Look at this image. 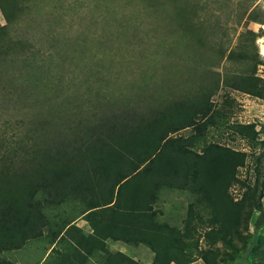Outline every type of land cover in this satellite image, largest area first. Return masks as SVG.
<instances>
[{
  "label": "trees",
  "instance_id": "1",
  "mask_svg": "<svg viewBox=\"0 0 264 264\" xmlns=\"http://www.w3.org/2000/svg\"><path fill=\"white\" fill-rule=\"evenodd\" d=\"M167 1L148 3L180 19L163 31L160 55L150 58L163 71H139L130 90L127 83L93 90L86 82L94 75L65 82V60L55 47L44 52L16 35L24 0H0V105L30 112L28 120L0 129V255L48 235L70 245L54 264H86L95 253L99 264H189L202 238L207 247L198 253L206 264L243 256L264 264V235L251 249L248 240L237 243L256 211L257 226L264 227V173L255 181L242 177L247 152L208 137L215 130L231 140L258 141L254 123L231 120L230 92L264 99L255 44L264 33L247 28L263 24L264 11L258 3L243 7L233 33L243 28L232 46L225 27L215 25L211 33L222 37L208 48L203 27L191 26L202 17L201 0L188 2L189 12L186 0H171L169 7ZM162 190L191 196L179 225L159 220ZM63 203L77 204L79 212L52 225L45 211ZM78 217L86 229L75 224ZM110 242L144 244L153 259L112 251ZM0 264L12 263L0 257Z\"/></svg>",
  "mask_w": 264,
  "mask_h": 264
},
{
  "label": "rangeland",
  "instance_id": "2",
  "mask_svg": "<svg viewBox=\"0 0 264 264\" xmlns=\"http://www.w3.org/2000/svg\"><path fill=\"white\" fill-rule=\"evenodd\" d=\"M157 1L24 0L25 11L15 27V33L27 38L35 47H43L44 52H54L51 47H55L58 54L65 60L61 72L66 83L70 78L78 80L94 75L89 77V82H86V85L93 90L101 85L103 87L106 85V89L113 90L112 88L115 89L117 85L122 86L121 83H127L124 85L130 90L132 87L130 84L134 81L133 77L147 68L151 70L154 68L156 74L163 71L159 68L160 63L153 67L150 58L160 55L156 46L158 48V41L163 33L171 26L180 23L174 11L171 13V9H168L170 12L166 16L163 9L156 10L148 6L149 2L158 3ZM190 1L184 2L187 12H189L188 2ZM200 3L203 6L202 17L199 23L192 21L191 26L196 24L203 27L202 30L205 31L203 40L208 48L212 46L214 40L216 42L222 37L220 32L217 35L211 33V28L215 30V25L225 27L226 32L230 34V46H232L236 42L237 30L243 28L237 25L236 33H233L237 18L244 12L243 7L258 3L264 11V0H201ZM167 4L166 7L170 4L173 6L171 0L167 1ZM158 7L160 4H157L156 8ZM0 24H4L1 10ZM205 25H207L206 28ZM247 28L254 31L262 28L264 33V23L250 22ZM255 44L263 62L258 66V74L264 78V35L258 38ZM206 49L202 47L201 52L210 55L211 52ZM117 66L120 67L121 76L118 81H115L112 72ZM139 71L141 73H138ZM145 78L144 74L142 79L145 80ZM223 92L224 90L221 89L214 99H220ZM230 95L234 98L231 120L254 123L258 131V141L252 142L241 138L231 140L226 133L220 136V132L215 130H212L208 137L227 142L247 152L245 166L239 173L242 177L255 181L257 177L261 179L264 173V99L237 91L230 92ZM30 110L35 109L30 108ZM29 113V110L20 104H1L0 129L17 120H28ZM233 192H238V188L235 187ZM190 200L191 196L186 192L162 190L159 205L163 213L159 216V220L179 225ZM262 200L264 201V196ZM79 208L75 203H63L55 208H48L45 212L53 225L62 218L78 214ZM259 219L260 213L256 211L248 225V230L243 232L245 239L237 240L238 246H241L242 240H248L250 243L248 248L251 249L259 241V236L264 235V227L257 226ZM77 222L85 224L81 217L76 219L75 224ZM51 239L48 235L31 239L19 249L2 252L0 257L12 264H54L63 256L62 252L68 254L70 245L63 241L51 242ZM204 246L207 247L204 240L200 238L198 247L192 249L189 264H206L198 253ZM108 247L112 251H122L144 263H150L153 259L152 251L144 244L133 246L121 242H110ZM215 247L221 251H228L221 243H217ZM261 248H264V244ZM100 255L95 253L86 264H99ZM218 264H250V262L248 257L243 256L230 263L219 261Z\"/></svg>",
  "mask_w": 264,
  "mask_h": 264
},
{
  "label": "crops",
  "instance_id": "3",
  "mask_svg": "<svg viewBox=\"0 0 264 264\" xmlns=\"http://www.w3.org/2000/svg\"><path fill=\"white\" fill-rule=\"evenodd\" d=\"M76 224H77L78 226L83 227V228L86 229V227L82 224V222H77Z\"/></svg>",
  "mask_w": 264,
  "mask_h": 264
}]
</instances>
